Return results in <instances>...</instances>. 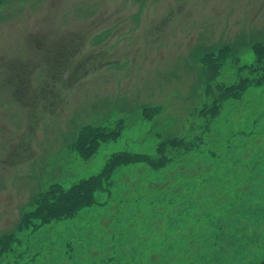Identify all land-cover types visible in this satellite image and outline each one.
<instances>
[{"label":"rangeland","instance_id":"1","mask_svg":"<svg viewBox=\"0 0 264 264\" xmlns=\"http://www.w3.org/2000/svg\"><path fill=\"white\" fill-rule=\"evenodd\" d=\"M253 4L0 0V239L12 234L0 264L260 263L264 0ZM217 11L251 36L212 54ZM136 154L160 164L122 159ZM116 155L94 204L30 220L41 194Z\"/></svg>","mask_w":264,"mask_h":264},{"label":"trees","instance_id":"2","mask_svg":"<svg viewBox=\"0 0 264 264\" xmlns=\"http://www.w3.org/2000/svg\"><path fill=\"white\" fill-rule=\"evenodd\" d=\"M59 52H56L55 55L57 56ZM37 66H40L39 63H36ZM17 84L19 86H27L29 87L30 82L28 79H17ZM10 82L11 79H10ZM23 84V85H22ZM0 89V94H1ZM229 94L230 97L234 98V95L229 91V87L226 88L224 91L221 92L220 98L225 99L224 94ZM25 93L23 94V98L26 96ZM242 92L238 93V96H241ZM237 96V97H238ZM77 146V141L75 143ZM117 158H112L113 161L108 163L105 168L102 170L101 173L98 175L92 176L89 179H83L76 183H73L69 188H64L62 185H55L52 189L47 190V195L41 194L43 203L37 200V203H40L34 211L29 214L30 220L31 218L41 217L43 221L50 220L49 218L57 219L60 217H69L73 214H77L82 208L91 206L95 203V193L99 186H102L103 183L101 181V177L104 176L105 178L108 177L110 173L115 169L116 164L118 162V155ZM123 161L128 162L130 159H138L146 162L151 166H159L160 163L157 161H153V158L146 156V155H126L123 156ZM28 221L24 220V225H27ZM12 235V234H11ZM7 235V236H11ZM3 236L0 240H3L5 237ZM1 242V241H0ZM259 264H264V258L260 261Z\"/></svg>","mask_w":264,"mask_h":264},{"label":"crops","instance_id":"3","mask_svg":"<svg viewBox=\"0 0 264 264\" xmlns=\"http://www.w3.org/2000/svg\"><path fill=\"white\" fill-rule=\"evenodd\" d=\"M250 5H253V0H250ZM223 11H217L216 15V27H217V33H216V40L210 43L208 45L209 48L215 49L213 53H215L218 49L221 47L227 46L233 47L235 43H238L239 37L241 34H244L245 36L250 37L251 34L248 33V31L245 29V32H239L238 29H240V26L238 24L235 25H228L226 22H224L221 17H222ZM253 28V27H252ZM254 33V31H253ZM234 35V36H233ZM194 41L196 40V36H194Z\"/></svg>","mask_w":264,"mask_h":264},{"label":"bare ground","instance_id":"4","mask_svg":"<svg viewBox=\"0 0 264 264\" xmlns=\"http://www.w3.org/2000/svg\"><path fill=\"white\" fill-rule=\"evenodd\" d=\"M86 145H88V144H86ZM86 145H85V146H86ZM98 145H99V144H98ZM96 152H97V151H96ZM127 153H128V152H127ZM151 158H152V157H151ZM113 159H114V158H113ZM113 159H112V161H113ZM153 161H154V159H153ZM155 161H156V160H155ZM138 162H139V161H138ZM144 163H145V162H144ZM118 166H120V164H119ZM118 166H117V167H118ZM155 166H156V165H155ZM155 166H154V168H155ZM156 168H157V167H156ZM113 172H114V170L112 171V174H113Z\"/></svg>","mask_w":264,"mask_h":264}]
</instances>
